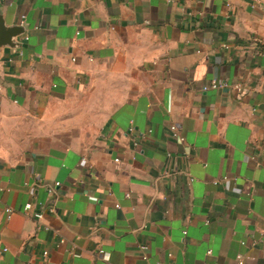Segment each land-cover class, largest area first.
Masks as SVG:
<instances>
[{"label": "crops", "instance_id": "crops-1", "mask_svg": "<svg viewBox=\"0 0 264 264\" xmlns=\"http://www.w3.org/2000/svg\"><path fill=\"white\" fill-rule=\"evenodd\" d=\"M22 16L0 264H264V0H0Z\"/></svg>", "mask_w": 264, "mask_h": 264}, {"label": "built area", "instance_id": "built-area-1", "mask_svg": "<svg viewBox=\"0 0 264 264\" xmlns=\"http://www.w3.org/2000/svg\"><path fill=\"white\" fill-rule=\"evenodd\" d=\"M25 16H22L21 17V20H20V23H19V26L23 27L24 26V22H25ZM28 38L27 37H24L23 38V41H27ZM72 61H75V59L73 58ZM228 85L225 81H217V80H212L211 82H209L208 84H206L204 87H203V91H207L209 89H212V90H221V89H224L226 88ZM237 88V87H236ZM3 90V87H2V84L0 83V93L2 92ZM170 132H171V135L173 136V138L179 140V141H183V138L179 135L178 133V130H177V127L176 125H172L170 127ZM141 137L143 138V136L141 135ZM227 178H224V180H226ZM217 183V182H216ZM60 184L58 182H56L54 184V187H58ZM4 191L3 189L0 188V192ZM53 191V188H49L48 189V193H52ZM116 208H118V206H116ZM49 213H53L54 212V209L52 206H48L47 209H46ZM23 213L25 215H31L32 218H34L35 220L39 221L43 218V210L40 209V210H33V206L31 203H27L23 206ZM5 214H6V217L7 218H10L11 215L14 213V211L10 208H6L5 209ZM185 234V233H184ZM60 243H62V241H60ZM140 250L142 252H145L147 250V246L146 245H141L140 246ZM98 254L99 256L101 257L102 260L104 261H108V255L105 254L102 250H99L98 251ZM208 254H210V251L208 252ZM47 253L44 252L43 253V256L46 257ZM73 256L75 257H79V254H76V253H73ZM143 259H146V256L143 254L142 256ZM238 263L237 264H242V260H241V257L239 256L238 258Z\"/></svg>", "mask_w": 264, "mask_h": 264}, {"label": "water", "instance_id": "water-1", "mask_svg": "<svg viewBox=\"0 0 264 264\" xmlns=\"http://www.w3.org/2000/svg\"><path fill=\"white\" fill-rule=\"evenodd\" d=\"M24 34V28L21 26H10L6 27L3 25L0 19V47L7 46L9 48L15 49L19 47L20 43L17 42V37Z\"/></svg>", "mask_w": 264, "mask_h": 264}]
</instances>
